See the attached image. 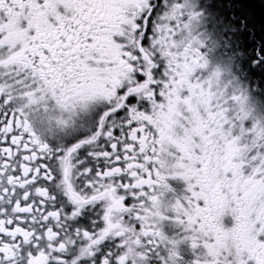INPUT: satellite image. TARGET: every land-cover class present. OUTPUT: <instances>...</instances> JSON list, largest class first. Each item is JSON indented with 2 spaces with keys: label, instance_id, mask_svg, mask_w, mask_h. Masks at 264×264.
I'll return each instance as SVG.
<instances>
[{
  "label": "snow or ice",
  "instance_id": "obj_1",
  "mask_svg": "<svg viewBox=\"0 0 264 264\" xmlns=\"http://www.w3.org/2000/svg\"><path fill=\"white\" fill-rule=\"evenodd\" d=\"M255 3L0 0V264H264Z\"/></svg>",
  "mask_w": 264,
  "mask_h": 264
},
{
  "label": "trees",
  "instance_id": "obj_2",
  "mask_svg": "<svg viewBox=\"0 0 264 264\" xmlns=\"http://www.w3.org/2000/svg\"><path fill=\"white\" fill-rule=\"evenodd\" d=\"M259 3V2H258ZM255 8H256V12H257V15L259 16V14L261 13L262 9L257 3H255Z\"/></svg>",
  "mask_w": 264,
  "mask_h": 264
},
{
  "label": "flooded vegetation",
  "instance_id": "obj_3",
  "mask_svg": "<svg viewBox=\"0 0 264 264\" xmlns=\"http://www.w3.org/2000/svg\"><path fill=\"white\" fill-rule=\"evenodd\" d=\"M259 2V0H256V3L260 6V4L258 3ZM261 7V6H260Z\"/></svg>",
  "mask_w": 264,
  "mask_h": 264
}]
</instances>
